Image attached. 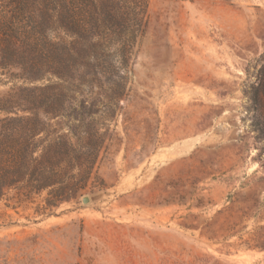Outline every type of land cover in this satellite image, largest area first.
Masks as SVG:
<instances>
[{
    "label": "rangeland",
    "instance_id": "1",
    "mask_svg": "<svg viewBox=\"0 0 264 264\" xmlns=\"http://www.w3.org/2000/svg\"><path fill=\"white\" fill-rule=\"evenodd\" d=\"M148 4L85 191L0 201V264H264V0Z\"/></svg>",
    "mask_w": 264,
    "mask_h": 264
},
{
    "label": "trees",
    "instance_id": "2",
    "mask_svg": "<svg viewBox=\"0 0 264 264\" xmlns=\"http://www.w3.org/2000/svg\"><path fill=\"white\" fill-rule=\"evenodd\" d=\"M148 0H0V201L49 217L93 176ZM261 133L264 134V125Z\"/></svg>",
    "mask_w": 264,
    "mask_h": 264
},
{
    "label": "water",
    "instance_id": "3",
    "mask_svg": "<svg viewBox=\"0 0 264 264\" xmlns=\"http://www.w3.org/2000/svg\"><path fill=\"white\" fill-rule=\"evenodd\" d=\"M96 198H97V196H93V197H91V199H96ZM80 200H81V203H82V204H85V203H88V202H89L90 198L87 197V196H82V197L80 198Z\"/></svg>",
    "mask_w": 264,
    "mask_h": 264
}]
</instances>
